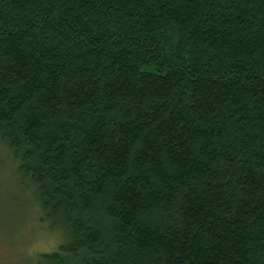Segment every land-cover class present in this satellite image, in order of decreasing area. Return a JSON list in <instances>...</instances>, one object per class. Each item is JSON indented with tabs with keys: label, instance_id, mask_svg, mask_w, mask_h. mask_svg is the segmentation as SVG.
<instances>
[{
	"label": "trees",
	"instance_id": "16d2710c",
	"mask_svg": "<svg viewBox=\"0 0 264 264\" xmlns=\"http://www.w3.org/2000/svg\"><path fill=\"white\" fill-rule=\"evenodd\" d=\"M0 142L43 264H264V0H0Z\"/></svg>",
	"mask_w": 264,
	"mask_h": 264
},
{
	"label": "rangeland",
	"instance_id": "374dc122",
	"mask_svg": "<svg viewBox=\"0 0 264 264\" xmlns=\"http://www.w3.org/2000/svg\"><path fill=\"white\" fill-rule=\"evenodd\" d=\"M0 142V264H43L39 255L66 240L63 226L38 204L35 186Z\"/></svg>",
	"mask_w": 264,
	"mask_h": 264
}]
</instances>
